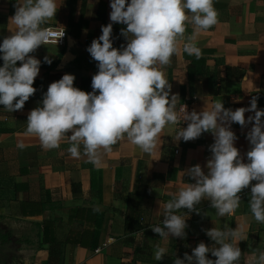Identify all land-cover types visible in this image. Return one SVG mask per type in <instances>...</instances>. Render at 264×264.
<instances>
[{
  "label": "crops",
  "instance_id": "obj_1",
  "mask_svg": "<svg viewBox=\"0 0 264 264\" xmlns=\"http://www.w3.org/2000/svg\"><path fill=\"white\" fill-rule=\"evenodd\" d=\"M16 2L0 0V43L14 30L10 18ZM110 2L57 0L55 17L42 27L66 29L65 43L41 45L31 53L40 60V70L33 84L36 92L22 110L10 113L0 105V264H158L154 258L158 244L167 247L168 254L177 252L181 239L190 250L201 242L212 247L214 241L206 230L238 225L245 239L237 246L246 245L239 264H247L253 253L264 251V224L257 223L250 212V187L239 194V208L224 217L216 214L208 200L196 206L199 213L182 209L178 214L186 216L187 224L183 238L170 236L165 241L151 228L162 224L163 205L181 187L194 183L184 174L187 169L199 164L207 173L209 146L214 143L211 133L177 142L176 130L187 124L169 125L153 154L123 140L102 155L99 167L88 163L83 154L71 157L67 139L58 149L46 151L38 138L25 135L27 116L42 106L50 83L67 73L75 76L74 87L92 91L91 81L84 80H91L99 69L87 48L102 34V26L112 23L113 47L126 46L127 39L121 35L126 25L111 22ZM214 8L218 23L195 41L205 62L183 52L181 41L179 54L162 69L171 84L170 95L179 98L177 111L188 96H197L192 109L196 112L220 100L225 108H247L253 96L257 108L264 110V0H214ZM191 32L189 25L186 35ZM250 115L254 112H245L246 119ZM252 123L243 128L231 124L237 136L234 145L245 163ZM19 142L26 147L19 149ZM136 185L141 194L149 190L141 203L145 227L129 234L125 231L127 196ZM207 256L216 259L211 253Z\"/></svg>",
  "mask_w": 264,
  "mask_h": 264
},
{
  "label": "clouds",
  "instance_id": "obj_2",
  "mask_svg": "<svg viewBox=\"0 0 264 264\" xmlns=\"http://www.w3.org/2000/svg\"><path fill=\"white\" fill-rule=\"evenodd\" d=\"M14 7L10 18L14 30L0 43V105L10 113L22 110L36 92L33 84L41 62L31 53L51 42V33L42 25L55 17L59 5L57 0H17ZM110 7L111 22L126 25L121 29L126 46L113 47L112 23L102 26V34L87 48L99 69L92 77V91L74 87L75 76L67 73L50 83L42 106L27 116L25 135L38 138L46 151L58 149L67 139L71 157L83 154L88 163L99 167L102 155L120 141L127 140L151 155L167 126L187 122L176 130L177 142L195 140L205 132L214 137L208 171L199 164L186 170L184 174L194 183L181 187L163 205L162 224L151 226L152 231L165 241L170 236L183 238L187 224L186 216L178 214L182 209L199 213L196 206L208 200L216 214L224 217L239 208V194L249 187L250 212L257 223L264 224V110L257 108V98L252 97L249 107L235 110L225 108L220 100L200 112L189 113L185 106L177 111L179 98L170 95L171 84L162 70L181 51V41L183 52L197 60L202 57L195 41L218 23L214 0H111ZM189 25L192 32L186 35ZM245 112L254 115L246 119ZM232 123L242 128L252 123L246 137L251 145L246 163L234 145L237 136ZM17 147L26 145L19 142ZM206 234L214 241L212 247L201 242L191 255L185 253L174 264H239L242 252L237 244L245 239L239 225L224 230L213 227ZM167 253V247L158 244L154 258L160 261ZM208 253L216 259H209ZM247 264H264V251L253 253Z\"/></svg>",
  "mask_w": 264,
  "mask_h": 264
},
{
  "label": "trees",
  "instance_id": "obj_3",
  "mask_svg": "<svg viewBox=\"0 0 264 264\" xmlns=\"http://www.w3.org/2000/svg\"><path fill=\"white\" fill-rule=\"evenodd\" d=\"M201 63H204L202 59L198 60ZM92 81L89 79L84 80V82ZM145 197H149V190H145L144 194H141L139 192V186L136 185V188L133 192L129 193L127 196V213L125 217V231L126 233H135L145 227L144 223V213L141 209V203ZM176 247H178L177 252H173L171 254H166L162 260L158 262V264H174V260L176 258L183 259L185 256V253L191 255L192 250L187 246L184 239L179 240L176 243ZM243 257L244 251L246 249L245 243H241L240 247Z\"/></svg>",
  "mask_w": 264,
  "mask_h": 264
},
{
  "label": "built area",
  "instance_id": "obj_4",
  "mask_svg": "<svg viewBox=\"0 0 264 264\" xmlns=\"http://www.w3.org/2000/svg\"><path fill=\"white\" fill-rule=\"evenodd\" d=\"M50 33V43H55V44H64L67 37H68V32L66 29L64 28H59V27H54V26H48L45 27ZM64 33V35L62 37L61 34ZM197 96H188L178 107V111L180 110L181 107L185 106L186 110L191 113L193 107L196 105L197 103ZM186 125L187 122H181L180 125ZM106 245V244H105ZM103 245V246H105ZM100 246L99 248L96 249V252L99 253L102 250V247Z\"/></svg>",
  "mask_w": 264,
  "mask_h": 264
}]
</instances>
